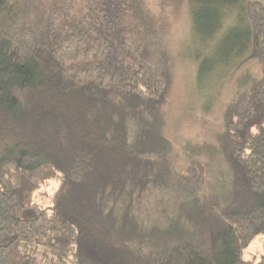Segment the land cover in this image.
Wrapping results in <instances>:
<instances>
[{
	"label": "trees",
	"instance_id": "obj_1",
	"mask_svg": "<svg viewBox=\"0 0 264 264\" xmlns=\"http://www.w3.org/2000/svg\"><path fill=\"white\" fill-rule=\"evenodd\" d=\"M177 1L206 36L200 74L232 53L260 70L210 132L229 178L146 224L149 185L193 193L207 168L166 138L172 72L145 0H0V264H264L243 256L264 234V4Z\"/></svg>",
	"mask_w": 264,
	"mask_h": 264
},
{
	"label": "rangeland",
	"instance_id": "obj_2",
	"mask_svg": "<svg viewBox=\"0 0 264 264\" xmlns=\"http://www.w3.org/2000/svg\"><path fill=\"white\" fill-rule=\"evenodd\" d=\"M257 1L264 4V0ZM145 3L151 29L146 35L152 45L161 44L165 48L172 72V84L163 105L167 116L166 138L181 156L201 158L207 168L204 182L193 193H188L176 182H163L146 188L134 204L135 212L146 224H163L176 213L180 202L218 190L219 180L229 178L228 167L222 161L218 143L210 132L221 123L222 107L235 92L238 86L236 82L245 74L244 71L258 75L260 66L254 59H248L240 68H236L244 53L236 59L232 53L227 63H217L220 60L214 59L215 56L221 55L219 51L222 47L228 50L231 42L222 44L217 41L214 49L211 46L208 52L216 65L209 73L200 74L203 72V61H196L191 52L194 55L205 53L206 36L201 40L196 38L185 1L145 0ZM230 23V18H227L224 26ZM211 65H206V70ZM263 253L264 234L257 236L245 248L243 256L252 258Z\"/></svg>",
	"mask_w": 264,
	"mask_h": 264
}]
</instances>
